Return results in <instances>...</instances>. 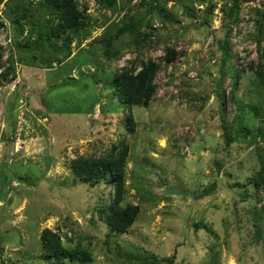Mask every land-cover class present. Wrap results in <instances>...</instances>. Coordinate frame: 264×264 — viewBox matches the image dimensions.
Returning <instances> with one entry per match:
<instances>
[{
	"label": "rangeland",
	"instance_id": "374dc122",
	"mask_svg": "<svg viewBox=\"0 0 264 264\" xmlns=\"http://www.w3.org/2000/svg\"><path fill=\"white\" fill-rule=\"evenodd\" d=\"M233 1L74 0L83 27L56 37L42 0H0V264H54L44 230L89 256L64 264H264V0H237V21ZM148 61V105L116 102L115 76ZM113 146L138 207L122 234L98 216L112 186L71 167Z\"/></svg>",
	"mask_w": 264,
	"mask_h": 264
},
{
	"label": "trees",
	"instance_id": "16d2710c",
	"mask_svg": "<svg viewBox=\"0 0 264 264\" xmlns=\"http://www.w3.org/2000/svg\"><path fill=\"white\" fill-rule=\"evenodd\" d=\"M49 15H55L58 24L55 27L54 34L56 37L61 36L66 30L77 32L83 27L81 14L78 13L74 0H42L40 4ZM239 2L234 0L228 10V17L237 21L236 11ZM264 18V13L262 14ZM263 35V34H262ZM259 42V41H258ZM68 42L63 41V47L67 48ZM229 42L227 36L218 41L217 48L221 55V75L223 67L229 60L230 53L228 50ZM175 53L172 49H166L164 60L167 63L173 61ZM261 63L254 69V75L264 84V54L261 55ZM158 66L148 61L140 63V70L135 72V68L122 69L120 74L116 75L113 83V98L116 102L126 106L128 109L134 106L146 107L151 101L154 93L153 76ZM7 71L1 72V78L6 79ZM221 82V81H220ZM131 114V113H130ZM131 115L127 117L126 128L129 132L133 131ZM229 135L224 136L225 145L230 144ZM127 155V146L115 147L101 157H80L73 160L72 171L82 182L94 185L105 182L112 186V200L109 205H101L98 208V216L105 223L110 233L122 234L135 222L138 214V207L130 204L123 205L124 197V165ZM260 169L253 176L254 185L264 189V161L260 159ZM40 241L45 254V259L53 261L54 264H64V260L86 261L89 256L78 249H66L62 246L57 234L44 230L41 233Z\"/></svg>",
	"mask_w": 264,
	"mask_h": 264
}]
</instances>
